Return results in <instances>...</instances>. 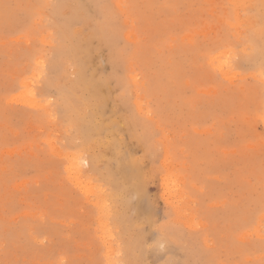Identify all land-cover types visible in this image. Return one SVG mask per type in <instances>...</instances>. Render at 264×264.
<instances>
[{
    "label": "rangeland",
    "instance_id": "1",
    "mask_svg": "<svg viewBox=\"0 0 264 264\" xmlns=\"http://www.w3.org/2000/svg\"><path fill=\"white\" fill-rule=\"evenodd\" d=\"M262 50L264 0H0V264H264Z\"/></svg>",
    "mask_w": 264,
    "mask_h": 264
},
{
    "label": "snow or ice",
    "instance_id": "2",
    "mask_svg": "<svg viewBox=\"0 0 264 264\" xmlns=\"http://www.w3.org/2000/svg\"><path fill=\"white\" fill-rule=\"evenodd\" d=\"M47 7H50V8L51 7H56V5H51L50 4ZM123 7H127V5H123ZM262 57H264V50H262ZM261 78L264 79V72L261 73ZM147 115L150 116L151 113L149 112ZM153 134L156 135V136H159L160 133L158 131H156V130H153ZM117 255H119V253H117ZM116 264H119V261H117Z\"/></svg>",
    "mask_w": 264,
    "mask_h": 264
},
{
    "label": "bare ground",
    "instance_id": "3",
    "mask_svg": "<svg viewBox=\"0 0 264 264\" xmlns=\"http://www.w3.org/2000/svg\"><path fill=\"white\" fill-rule=\"evenodd\" d=\"M219 66H221V65H219ZM222 67V66H221ZM221 67H219L220 69H221ZM223 69V68H222ZM221 72V71H220ZM175 239V238H174Z\"/></svg>",
    "mask_w": 264,
    "mask_h": 264
}]
</instances>
